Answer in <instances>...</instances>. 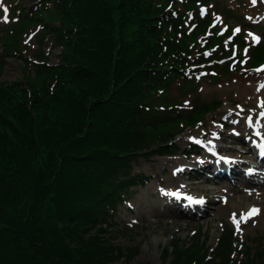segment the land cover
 <instances>
[{
    "label": "trees",
    "instance_id": "trees-1",
    "mask_svg": "<svg viewBox=\"0 0 264 264\" xmlns=\"http://www.w3.org/2000/svg\"><path fill=\"white\" fill-rule=\"evenodd\" d=\"M31 1L39 7L25 17L54 14L58 22L47 32L61 48L56 65L37 70L48 78L42 93L29 84L32 103L60 114L35 116L23 82H0V264H107L119 249L89 233L104 231L116 206L144 185L133 164L178 150L171 141L180 125L168 126L156 112L164 93L186 79L197 45L185 34L176 0ZM82 86L89 91L76 94ZM169 113L162 115L171 124L194 122ZM198 238L199 248L175 249L177 264L242 263L232 260L230 232L211 258L207 247L193 257L203 245ZM263 247H246L240 257L261 264Z\"/></svg>",
    "mask_w": 264,
    "mask_h": 264
},
{
    "label": "rangeland",
    "instance_id": "rangeland-1",
    "mask_svg": "<svg viewBox=\"0 0 264 264\" xmlns=\"http://www.w3.org/2000/svg\"><path fill=\"white\" fill-rule=\"evenodd\" d=\"M173 5L184 14L191 12L190 26L196 25L192 27L195 32L189 36L190 40L197 38L204 48L210 43L209 47H214L209 48L205 55H196L187 61L193 67L192 75L164 93L173 103L161 108L174 112L180 109L175 116L192 117L194 124L183 119H175L176 123L171 124V119L162 115L167 111L156 112L161 120H168V126L178 123L182 127L175 141L187 154L139 159L133 169L147 177L148 183L130 193L104 231L92 229L89 236L95 235L105 245L109 243L119 249L115 251L116 257H112L107 264H177V247L178 251L182 250V244H188L183 248H199L200 245H194L198 236L203 245L193 257L203 254L206 247L207 254H212L219 236L230 231L233 237L232 260L236 263L242 260L241 264H246V259H241L237 251L249 247L255 252L264 245V213L255 217L252 223L245 224L244 220L249 213L246 206L264 209V186L254 184L252 179H248L246 184L241 180L240 170L244 171L253 163L247 142L255 144L256 140L248 134V129L245 130L248 135L241 137L235 132L243 124L254 128L259 126L258 110H264V101L253 95V89L264 82V69H260L264 68V0H196L187 3L177 0ZM33 7L29 0H0V82L9 85L23 82L28 89L26 104L31 105L32 113L40 118L47 116L57 120L60 112L57 113L54 107H47L48 103L40 106V101L32 103L31 93L35 90L29 84L41 94L48 78L44 82L36 76L37 70L43 66L42 63L53 66L59 61L60 49L47 32L49 26L56 25L58 20L47 10L38 14L41 19L25 17L30 11H35ZM204 26L207 27L206 32L212 35H200L201 31L197 28ZM216 32L223 36L213 39ZM242 38L247 41L243 48L237 43ZM17 52L21 53V58L14 57ZM195 63L199 65L194 66ZM77 89L76 94L81 89L89 91L85 86ZM196 105H202L201 109ZM209 139L213 144L207 149L203 143ZM260 143L254 145V150ZM191 145L196 149L193 150ZM214 158H225L231 164L240 163L232 165L231 169L237 179L231 177L230 181L224 182L209 179L208 172L204 175L202 169L216 164ZM196 179L200 181L192 182ZM179 186H184L186 190L174 196L169 188ZM185 192L198 198L194 208L181 205ZM228 195L233 199L231 209L237 211L232 215L224 207L221 208ZM147 208L151 212L144 214ZM182 208L189 214H179L180 210L185 211ZM199 210L200 214H191ZM192 261L194 259H183L182 264ZM261 264H264V259Z\"/></svg>",
    "mask_w": 264,
    "mask_h": 264
},
{
    "label": "bare ground",
    "instance_id": "bare-ground-1",
    "mask_svg": "<svg viewBox=\"0 0 264 264\" xmlns=\"http://www.w3.org/2000/svg\"><path fill=\"white\" fill-rule=\"evenodd\" d=\"M253 95L259 96V98L264 101V82H263V84H259L258 88L253 89ZM260 110L262 112L261 115L263 116L264 115V110L262 108ZM260 121L264 122L263 117L260 118ZM237 124H239V122H237ZM246 129L249 130L250 135H258V136H262L264 138V124H261L260 128L255 129L256 132H253L252 131L253 129L251 127H247L246 125L243 124L240 128H238V130L235 133L238 136L241 137V135H245V130ZM261 148H263V147H261ZM251 149L253 150V147ZM228 156H229V154H228ZM256 158L257 159H262L259 154L256 155ZM214 161H215L216 164H212L210 167H208V169L212 172V178L211 179H216V180L223 179L225 181H230L231 177L235 178V176H236L235 173L231 172V169H233V166H235L234 164L241 165L240 163H232L231 164V163L227 162L225 158H224V160L221 159V158L220 159L219 158H214ZM207 166L208 165H206L204 167V169L207 168ZM249 167H252V166L250 165ZM245 180L247 181L248 178L245 177ZM185 190L186 189H185L184 186H179L177 188L176 187H170L169 188L170 192H174L175 193L174 196L181 195L182 192H184ZM185 195H187V194H185ZM229 196H231V195H228L227 200L225 201L224 204L221 205V208L224 207L226 209V211L229 213V215H232V214L237 213V211L235 210V208L233 210L231 209L232 208L231 202H232L233 199L231 197H229ZM248 208H249V210L255 209V207L252 206V205L246 206V210ZM238 210H239V208H238ZM149 211H150V209L147 208V210L145 211L144 214H147ZM183 212H184V214H189L187 211H181V210L179 211V214H182ZM263 213H264V209L262 207V209L257 210L256 215H254L252 217L248 216V218L246 219V223L245 224H249V223L254 222L255 217H259Z\"/></svg>",
    "mask_w": 264,
    "mask_h": 264
},
{
    "label": "snow or ice",
    "instance_id": "snow-or-ice-1",
    "mask_svg": "<svg viewBox=\"0 0 264 264\" xmlns=\"http://www.w3.org/2000/svg\"><path fill=\"white\" fill-rule=\"evenodd\" d=\"M237 31H240V29H237ZM256 213H257V210L256 209H252L251 212L249 213V217L255 215ZM233 219L235 220V216L233 217Z\"/></svg>",
    "mask_w": 264,
    "mask_h": 264
}]
</instances>
